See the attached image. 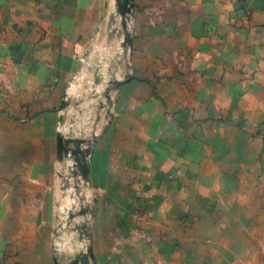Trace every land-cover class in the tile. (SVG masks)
<instances>
[{
  "label": "crops",
  "instance_id": "crops-1",
  "mask_svg": "<svg viewBox=\"0 0 264 264\" xmlns=\"http://www.w3.org/2000/svg\"><path fill=\"white\" fill-rule=\"evenodd\" d=\"M103 5L0 0V264L70 253L57 109L92 88ZM128 26L89 163L96 261L264 264V0H133Z\"/></svg>",
  "mask_w": 264,
  "mask_h": 264
},
{
  "label": "water",
  "instance_id": "water-1",
  "mask_svg": "<svg viewBox=\"0 0 264 264\" xmlns=\"http://www.w3.org/2000/svg\"><path fill=\"white\" fill-rule=\"evenodd\" d=\"M113 8L115 18H119V28L115 33L117 38H120L119 48L125 64L124 75L121 79H117L113 71L103 81L102 77L97 76L95 72L93 87L101 86V89L92 97L97 101L90 106L91 109H94V120L87 135L79 130L78 136H75L72 127H69L67 132L63 131L66 123L72 126L75 122L73 115H70L68 120L64 117L65 110L72 100L67 93H64L57 109L59 130L56 134V156L58 163H66V175L59 174L62 183L61 190L65 191L71 188L74 191V194L68 195L69 200H73V203H70L66 212L64 225L66 231L75 235L73 243L77 244L76 246L72 245V252L64 255L62 260L54 258V264H61V261L63 264H99L93 255L91 226L86 220L87 215L92 216V213L82 191L90 187L89 163L94 146L112 120L111 94L132 79L127 56L132 43L128 25L132 15L133 0H113ZM81 104L82 101L77 100L73 108L78 110ZM102 111H105L104 120L106 123L101 133L96 134L95 130ZM76 219L78 221H75ZM81 245L82 247H80Z\"/></svg>",
  "mask_w": 264,
  "mask_h": 264
},
{
  "label": "rangeland",
  "instance_id": "rangeland-1",
  "mask_svg": "<svg viewBox=\"0 0 264 264\" xmlns=\"http://www.w3.org/2000/svg\"><path fill=\"white\" fill-rule=\"evenodd\" d=\"M104 5V27L105 31L101 33V36L97 38L96 44H102V46L96 47V45H93L86 53L84 62L82 64H89V71H87L88 74L93 75L91 84L92 88H85L87 91L84 92V94L79 93L77 100L82 101V104L78 107V110L73 108V112L71 115H73L74 124L72 126H69L68 123L64 125L63 131L67 132L69 127H72L74 135L78 136V131L82 130L86 135L91 130L90 125L92 124L94 120V109H91L90 106L94 103H96V99L92 98L94 94L98 93V91L101 89V86H97L98 90H96L95 87H93L94 83V74L96 72L97 76L102 77V80L105 81V79L109 76L111 72H115L116 76L118 77L120 74V70L125 69L124 60L122 58V53L119 48V42L120 38H117L116 36V30L119 28V19L115 18L114 16V8H113V0H103ZM128 60V56H127ZM110 70V71H108ZM91 100L92 104H91ZM90 102V103H89ZM105 115V112H104ZM70 116V115H69ZM67 116V120L69 118ZM103 119L100 117L99 123L97 125V129L99 128V132L101 131L103 124ZM60 174L66 175V163L62 162ZM89 190L83 189L82 193L85 196L86 203L90 207V204L92 203V199L88 194ZM65 199V203L61 209V212L59 216V223L57 226V231L59 235H63L65 240L63 241L62 245L63 247H66L68 251L72 252V245L76 246V242L73 243V239L75 238V235L72 233H69L66 231V227L64 225V220L66 216V212L70 206V203H73V200H69L68 195L74 194V191L69 188L68 190H65L63 192ZM91 212V209H90ZM92 213V212H91ZM91 215H87V222H89V218ZM92 264V263H90Z\"/></svg>",
  "mask_w": 264,
  "mask_h": 264
},
{
  "label": "bare ground",
  "instance_id": "bare-ground-1",
  "mask_svg": "<svg viewBox=\"0 0 264 264\" xmlns=\"http://www.w3.org/2000/svg\"><path fill=\"white\" fill-rule=\"evenodd\" d=\"M119 19V18H118ZM76 221V220H75ZM78 221V220H77ZM80 247H82V245L80 246Z\"/></svg>",
  "mask_w": 264,
  "mask_h": 264
}]
</instances>
